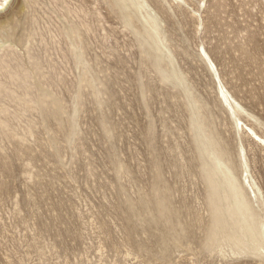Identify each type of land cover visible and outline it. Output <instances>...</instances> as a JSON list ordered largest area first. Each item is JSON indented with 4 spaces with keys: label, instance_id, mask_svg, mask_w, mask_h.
I'll use <instances>...</instances> for the list:
<instances>
[{
    "label": "rangeland",
    "instance_id": "rangeland-1",
    "mask_svg": "<svg viewBox=\"0 0 264 264\" xmlns=\"http://www.w3.org/2000/svg\"><path fill=\"white\" fill-rule=\"evenodd\" d=\"M2 3L0 264H264V0Z\"/></svg>",
    "mask_w": 264,
    "mask_h": 264
},
{
    "label": "bare ground",
    "instance_id": "bare-ground-1",
    "mask_svg": "<svg viewBox=\"0 0 264 264\" xmlns=\"http://www.w3.org/2000/svg\"><path fill=\"white\" fill-rule=\"evenodd\" d=\"M9 0H5V3L3 4L2 3V6L3 8L8 4ZM17 6V5H16ZM8 13L4 16H1L0 18H8ZM6 22V21H5ZM4 23V22H3ZM200 53L207 59L209 65L212 67V68H215L216 70V65L214 63V61L212 60V58L210 57L209 53L207 52V50L204 48V46H200ZM216 80L218 81L219 83V86H220V90H221V93L224 97H226L225 95V91H224V86L222 85V81L220 79V76L218 75V73L216 74ZM226 99V98H225ZM227 102L229 101L228 99H226ZM238 123H240L242 125V127L244 126L246 128V130L248 131L249 134H251L254 139H256L257 141H259L262 145H264V137H262L261 135H259L253 128H251L250 126L248 125H245L243 122H241L240 120H238ZM208 166V165H207Z\"/></svg>",
    "mask_w": 264,
    "mask_h": 264
}]
</instances>
